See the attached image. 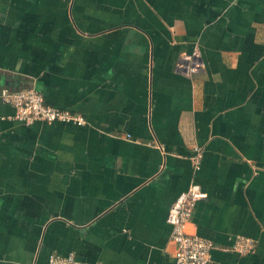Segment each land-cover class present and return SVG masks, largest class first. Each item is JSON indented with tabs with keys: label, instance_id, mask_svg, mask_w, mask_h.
<instances>
[{
	"label": "crops",
	"instance_id": "0c3cea01",
	"mask_svg": "<svg viewBox=\"0 0 264 264\" xmlns=\"http://www.w3.org/2000/svg\"><path fill=\"white\" fill-rule=\"evenodd\" d=\"M193 50L202 68L176 73ZM16 88L85 123L21 124L0 101V264H173L165 215L191 183L207 264H264V0H0Z\"/></svg>",
	"mask_w": 264,
	"mask_h": 264
},
{
	"label": "built area",
	"instance_id": "2783aa9c",
	"mask_svg": "<svg viewBox=\"0 0 264 264\" xmlns=\"http://www.w3.org/2000/svg\"><path fill=\"white\" fill-rule=\"evenodd\" d=\"M202 60L197 50L189 53H179L174 71L178 74L188 75L202 68ZM0 101L12 107L11 119L21 124H30L34 121L50 123L53 121L83 125L84 118L70 112L46 104L33 88H16L0 91ZM193 169L199 168L201 151L193 148L190 156ZM206 198V193L201 191L196 183L188 185L169 205L165 222L169 225V240L173 245V264H207L210 257L212 243L197 235L188 234L184 230L185 223L189 220L194 205L197 201ZM254 248V241L243 235H236L232 243V249L239 253H249ZM47 264H77L73 254L60 255L49 253L46 257Z\"/></svg>",
	"mask_w": 264,
	"mask_h": 264
}]
</instances>
